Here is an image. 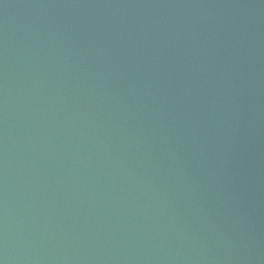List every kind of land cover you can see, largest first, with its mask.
I'll use <instances>...</instances> for the list:
<instances>
[{"label": "water", "instance_id": "obj_1", "mask_svg": "<svg viewBox=\"0 0 264 264\" xmlns=\"http://www.w3.org/2000/svg\"><path fill=\"white\" fill-rule=\"evenodd\" d=\"M0 264H264V0H0Z\"/></svg>", "mask_w": 264, "mask_h": 264}]
</instances>
